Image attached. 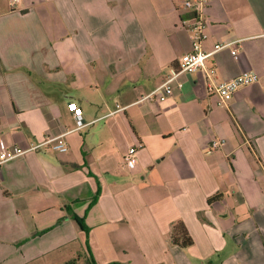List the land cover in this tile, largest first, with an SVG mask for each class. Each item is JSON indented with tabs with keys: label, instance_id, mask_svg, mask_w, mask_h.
Returning a JSON list of instances; mask_svg holds the SVG:
<instances>
[{
	"label": "crops",
	"instance_id": "0c3cea01",
	"mask_svg": "<svg viewBox=\"0 0 264 264\" xmlns=\"http://www.w3.org/2000/svg\"><path fill=\"white\" fill-rule=\"evenodd\" d=\"M204 13L203 48L232 43L215 78L258 77L226 106L201 70L137 102L192 50L180 0H0V151L26 149L0 169V264H264V0Z\"/></svg>",
	"mask_w": 264,
	"mask_h": 264
},
{
	"label": "built area",
	"instance_id": "2783aa9c",
	"mask_svg": "<svg viewBox=\"0 0 264 264\" xmlns=\"http://www.w3.org/2000/svg\"><path fill=\"white\" fill-rule=\"evenodd\" d=\"M16 1V0H12ZM207 0H180L181 9L184 13H188L187 18L181 19V24L187 29L188 38L190 40L192 50L182 54L178 59V68L171 75L160 83L153 91L141 96L137 102H162L169 97L173 92V85L181 87V82L177 80L181 73H193L201 70L207 81V88L209 93L215 95L218 104L226 106L235 91L241 86L255 83L258 79L257 74L251 70H245L238 75L218 81L216 76V67L207 65L208 58L215 52L229 47L231 42L216 43L212 49L205 50L203 43L208 38L207 22L205 19V7ZM231 54L236 55L237 50L231 48ZM119 109V107H117ZM70 110L73 112L75 119H79L80 109L74 104L71 105ZM225 143L223 138L212 139L209 145V150H216ZM42 144H48L52 149L63 152L67 150V144L63 138V134L49 137L45 139ZM141 146L140 144L138 145ZM136 146L128 148L124 154V162L128 166H133L136 162ZM26 152V149L15 147L12 149H5L0 151V169L4 162L20 156Z\"/></svg>",
	"mask_w": 264,
	"mask_h": 264
},
{
	"label": "trees",
	"instance_id": "16d2710c",
	"mask_svg": "<svg viewBox=\"0 0 264 264\" xmlns=\"http://www.w3.org/2000/svg\"><path fill=\"white\" fill-rule=\"evenodd\" d=\"M212 198H209L208 200L211 201ZM97 199V195L94 196L93 202ZM71 218H73L78 226L85 231V233H88V230L84 224V220L82 217H78L77 215L70 213ZM171 241L173 244H176L180 247H186L189 246L192 243V238L185 226V224L182 221H176L171 226V232H170ZM73 260H70L66 262L65 264H72ZM90 264H94V260L91 258L89 260Z\"/></svg>",
	"mask_w": 264,
	"mask_h": 264
},
{
	"label": "rangeland",
	"instance_id": "374dc122",
	"mask_svg": "<svg viewBox=\"0 0 264 264\" xmlns=\"http://www.w3.org/2000/svg\"><path fill=\"white\" fill-rule=\"evenodd\" d=\"M83 263V262H82Z\"/></svg>",
	"mask_w": 264,
	"mask_h": 264
}]
</instances>
